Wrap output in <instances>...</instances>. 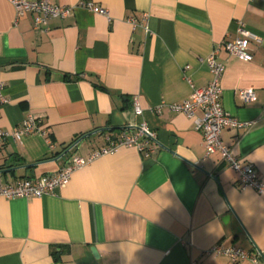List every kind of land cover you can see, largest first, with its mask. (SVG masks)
I'll use <instances>...</instances> for the list:
<instances>
[{"label": "crops", "instance_id": "0c3cea01", "mask_svg": "<svg viewBox=\"0 0 264 264\" xmlns=\"http://www.w3.org/2000/svg\"><path fill=\"white\" fill-rule=\"evenodd\" d=\"M50 1L73 14L36 28L35 14L0 0V130L34 116L47 131L0 146V185L54 175L142 123L156 141L149 155L97 159L52 195L1 198L0 264H251L208 255L216 245L260 251L264 264V197L242 189L220 153L206 156L193 120L169 107L208 85L220 47L223 107L253 123L225 128L222 142L264 181V0H91L110 19L86 0ZM239 22L262 38L248 42L250 62L222 47Z\"/></svg>", "mask_w": 264, "mask_h": 264}, {"label": "built area", "instance_id": "2783aa9c", "mask_svg": "<svg viewBox=\"0 0 264 264\" xmlns=\"http://www.w3.org/2000/svg\"><path fill=\"white\" fill-rule=\"evenodd\" d=\"M15 8L17 17L25 13L35 14L34 24L36 28L45 26L50 20L56 18H67L74 12L73 7L62 6L51 2L50 0H9ZM81 6L97 15H102L110 19L108 9L99 6L91 0L82 2ZM130 22L136 26V21L130 19ZM254 41L258 44L262 38L249 31L246 26L239 22L237 37L223 43L225 51L243 62H250L252 55L248 51V42ZM220 47L215 49L208 57V65L211 74V80L205 87H193L190 97L182 102L170 104L172 111L182 113L193 120L194 127L204 135V145L206 156L220 153L222 161L227 167L235 170L240 176V186L242 189H252L264 197V181L258 177L256 169L251 165H243L235 157L232 149L222 142V131L227 128H247L250 129L253 123L239 122L225 111L222 103L221 81L226 70V65L217 60V54ZM4 84L0 83V105L6 103L3 95ZM240 98L249 103L255 99L253 89H244L240 91ZM162 105L154 111L159 113ZM134 111L136 115L142 116L144 110L139 104V100H134ZM47 131L40 127V123L34 116H29L20 127L12 130H0V146L8 140L21 141L26 136L39 135L45 136ZM156 141V135L148 128L146 123L135 127L134 130L124 129L122 133L113 138L106 137V143L99 149L94 150L87 158L74 157L69 165L61 169L54 175L42 176L37 179L18 180L11 185H0V199L17 198H42L52 195L58 189L66 186L74 172L89 166L97 159L114 155L121 148L136 149L140 153L147 155L153 153L152 142ZM50 150L54 149V144L49 142ZM208 255L225 256L233 263L250 261L251 264H261L262 254L260 251L247 252L241 248L213 246L206 250Z\"/></svg>", "mask_w": 264, "mask_h": 264}, {"label": "water", "instance_id": "95a60500", "mask_svg": "<svg viewBox=\"0 0 264 264\" xmlns=\"http://www.w3.org/2000/svg\"><path fill=\"white\" fill-rule=\"evenodd\" d=\"M77 143H78V142H76V143L73 145V147H74L75 145H77ZM92 253L94 254L95 257H97V254H96L95 249H92Z\"/></svg>", "mask_w": 264, "mask_h": 264}]
</instances>
